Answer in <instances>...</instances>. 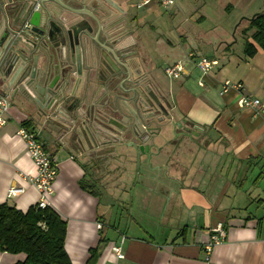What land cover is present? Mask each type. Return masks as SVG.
Instances as JSON below:
<instances>
[{
    "label": "crops",
    "instance_id": "1",
    "mask_svg": "<svg viewBox=\"0 0 264 264\" xmlns=\"http://www.w3.org/2000/svg\"><path fill=\"white\" fill-rule=\"evenodd\" d=\"M47 1L54 13L64 7L68 10L61 13L65 21L74 23L79 17L88 21L92 32L80 51L81 72L71 53L66 55L74 79L67 92L73 110L68 120L55 119L51 110L47 113L54 117L45 118L39 102H31L16 92L10 79L0 76V91L11 103L8 123L0 130V204L22 212L38 204V191L25 179L35 176L36 169L17 134L28 123L25 127L38 134L58 164L49 201L67 224L65 250L72 264H86L89 251L102 239L108 244L97 264H264V186L256 188L264 180V50L259 48L247 57L241 33L247 20L264 13V0H208L213 5L201 0L200 24L191 37L181 27L175 38L157 34L154 39L148 37L145 18L138 19L131 10L137 8V3L131 4L134 0H82L77 11L67 0H60L62 4ZM181 1L172 9H180ZM158 9L150 6L147 11ZM205 22L210 26L200 29ZM9 24L0 13V56L13 42ZM150 28L156 32L155 25ZM12 45L22 46L20 40ZM190 53L219 64L204 76L189 63L180 79L161 76V60L167 61L166 68L185 61ZM172 57L177 60L172 62ZM226 82L240 83L242 89L222 93ZM147 84L171 105V119H164L162 130L155 134L152 123L141 117L140 96ZM241 97L258 99L261 105L241 108ZM176 120L191 123L199 134H213V143L223 144L218 148L221 155H228L221 163L223 172H216L220 153H215L212 142L210 152L176 148L172 128ZM100 121L108 125L105 145L89 143L88 153L81 155L70 130L86 122L92 131V125ZM138 125L140 139L132 133ZM117 126L126 129L124 142L113 141ZM231 162L236 171L241 170V180L223 177ZM259 174L262 177L257 179ZM83 182L95 185L99 197L84 190ZM12 188L22 191L8 197ZM250 199L258 204L262 217L241 211ZM218 224L227 238L208 257L205 245ZM106 230L110 233L105 236ZM120 245L122 259L112 251ZM25 259V254L0 251V264Z\"/></svg>",
    "mask_w": 264,
    "mask_h": 264
},
{
    "label": "water",
    "instance_id": "2",
    "mask_svg": "<svg viewBox=\"0 0 264 264\" xmlns=\"http://www.w3.org/2000/svg\"><path fill=\"white\" fill-rule=\"evenodd\" d=\"M36 1H40L41 4L38 11L33 9V2L30 0H0V13L6 20L9 16L12 24L16 20L14 22L18 23L16 25L23 26L28 21L32 26L26 36L13 37V42H9L3 48L0 56V66L3 69H0V76L10 79V85L17 89L16 92L23 93L31 102H39L41 114L45 118L55 116L54 118L60 121L68 120L72 117L73 110L67 92L74 79L72 67L66 63V55L68 52L71 53L73 63L81 72L79 68L82 59L80 51L84 40L89 39L92 32L91 25L88 21L79 23L65 21L60 11L57 13L50 11L46 5L47 0ZM56 1L62 4L60 0ZM9 28H11L10 24ZM18 40L22 46L16 48L12 43ZM35 93H38V99ZM48 110L52 113L54 111V116L47 113ZM69 125L72 127L74 124ZM178 126L181 127L182 124L178 123ZM124 127L117 128L118 131L116 130V134L112 136L114 142L125 141L126 129ZM138 127L141 129L140 125ZM74 128L72 127L70 134L76 138V149L81 155L85 156L88 153L89 143L95 147L105 145L106 136L109 133L105 122L100 121L93 124L92 131L86 122L78 129L74 130ZM92 132L96 134L97 140ZM133 133L136 138L141 136L137 127ZM147 136L149 137V134ZM140 150L143 151L144 147L140 146Z\"/></svg>",
    "mask_w": 264,
    "mask_h": 264
},
{
    "label": "trees",
    "instance_id": "3",
    "mask_svg": "<svg viewBox=\"0 0 264 264\" xmlns=\"http://www.w3.org/2000/svg\"><path fill=\"white\" fill-rule=\"evenodd\" d=\"M247 24L241 32L245 39L244 52L247 57H253L259 48L264 50V13L254 15ZM200 57L196 54V58ZM261 177L259 174L257 179ZM82 188L96 197L100 195L96 186L88 182H83ZM66 236V222L51 207L34 206L22 212L8 203L0 204V251L25 254L26 259L16 264H72L65 250ZM107 244L108 241L102 239L92 248L86 264H97Z\"/></svg>",
    "mask_w": 264,
    "mask_h": 264
},
{
    "label": "built area",
    "instance_id": "4",
    "mask_svg": "<svg viewBox=\"0 0 264 264\" xmlns=\"http://www.w3.org/2000/svg\"><path fill=\"white\" fill-rule=\"evenodd\" d=\"M39 2V1H38ZM178 0H137V8L145 9L150 6H157L165 11L171 10ZM39 10V4L35 11ZM26 33L31 29L29 23H26L23 27ZM187 63L195 64L199 69L202 76L211 72L215 67L218 66L219 62L214 59L207 58H196L193 53L187 56L185 61H180L174 65L167 66L164 70L165 75L169 79L177 80L180 79L187 72ZM203 81H199L198 85L203 87ZM242 85L240 83L232 84L226 82L223 84L222 93H228L231 90L240 91ZM10 99L8 95L3 94L0 91V130L5 127L8 123L7 114L10 111ZM239 107H259L261 105L258 99H251L249 97H241L238 102ZM18 136L23 140L26 148L28 157L32 160L36 175L33 177H24L28 182L36 188L39 193L38 208L45 209L50 207L49 198L54 193V182L58 176V164L54 156L48 151L46 144L39 139L38 134L31 129L21 127L18 131ZM22 190L12 188L9 191L8 197H12ZM102 229V225H99ZM227 238V232L222 224H218L214 229L211 230L210 241L205 245L207 256L209 257L214 247L221 245ZM124 238H122V242ZM113 253L118 259L124 258L123 250L121 245L114 246L112 249Z\"/></svg>",
    "mask_w": 264,
    "mask_h": 264
},
{
    "label": "rangeland",
    "instance_id": "5",
    "mask_svg": "<svg viewBox=\"0 0 264 264\" xmlns=\"http://www.w3.org/2000/svg\"><path fill=\"white\" fill-rule=\"evenodd\" d=\"M203 1L207 2L208 0H203ZM213 1L215 3H219L222 0H213ZM135 3H137L136 0H134L131 4H135ZM181 3H183L181 8L180 9L177 8L174 10L172 9L171 10L172 12L171 11H165L163 9H158L154 13H148V11H147L148 7L145 9H140V10L137 8H132L131 10L134 12V15H136L138 19L145 18V22L147 23L146 24V26H147L146 30L149 32L148 37L151 39L152 38L154 39L155 36H158L160 34L161 35L164 34L166 37L175 38L176 34H177V30H179L181 27L186 29L187 35L191 37L190 33L192 31H195L196 30L195 27H197L200 24L199 22H197V19H198L197 15L200 16V14L198 12L202 11V9L200 7L201 0H182ZM207 3H210L211 5H213L212 1H208ZM206 7H208V5H206ZM174 11H176V12L174 13ZM158 12H159V15L157 14ZM221 19L223 20V16H221ZM208 21L210 22L211 19L208 18ZM208 24L210 26V23L205 22L203 25H200L199 27L201 29L202 26L205 27ZM151 25H155L157 27L156 32L150 28ZM207 28H210V27H207ZM207 28H205L204 30H207ZM162 38H164V40H165V37H162ZM165 52H166V50H165ZM167 55L169 57L171 54H167ZM172 60H173L172 62H174L177 59L172 57ZM161 62H162V65H159L158 69L160 70L161 76L164 78L165 77V75H164L165 67L164 66H165V62H167V61L161 60ZM163 102H164L163 107L167 111V114H168V117L166 120L169 121L171 119V116H170L171 114H169V112H171V105H170L168 100H165ZM151 110L153 111L154 109L152 108ZM156 110L157 109H155V111ZM152 113L153 114L151 115V121L154 119V117L158 118L159 115H161V114H156V112H152ZM178 123H181L182 126L179 127ZM154 125H152V128L155 127ZM161 128H163V127L161 126ZM172 128H173L174 132L176 133V138L173 142V144L176 145V148H178L179 146L183 147V148H190V150H192V152L201 148V149H209V152H210V151H213V147H216L215 153L216 154L220 153V155L216 156L215 166H216V168H218V171H216V172H219V171L223 172V168H221V163H223L224 161L226 162L228 155L225 152H223V155H221L222 151L220 149L223 148V144L221 143V145H220L217 141H215V139H214V141H215V144H214L213 143V136H212L213 134H211V135L209 134L208 137L205 136L206 134H199L198 131L196 129L194 130V128L188 122H182V121L179 122L178 120L174 121V123L172 124ZM168 131L169 130H165L164 132L167 134V133H169ZM211 142H212V144H214V145H212L213 147L211 146ZM219 147H220V149L218 152ZM104 162L105 161L103 160L101 163L103 165H105ZM226 169L227 168H224L225 176H223V177H225L226 180L230 179V181H232L235 178L238 181L240 179V176L242 174L240 172L241 170L236 171L234 169L233 162H231L230 167L228 168V171H226ZM263 186H264V180L262 179V180H260L259 185L256 188L263 189ZM257 206H258V204L251 202V199H250L249 202H247L245 207H244V208L247 207V209H242L241 211H247L248 210L247 214L251 213L257 217H262V214H261L262 211H259L257 209ZM108 227H107V229H108ZM108 233H110V231L106 230L104 235L106 236Z\"/></svg>",
    "mask_w": 264,
    "mask_h": 264
},
{
    "label": "flooded vegetation",
    "instance_id": "6",
    "mask_svg": "<svg viewBox=\"0 0 264 264\" xmlns=\"http://www.w3.org/2000/svg\"><path fill=\"white\" fill-rule=\"evenodd\" d=\"M30 1L33 2V9H36L38 4H39V9H40V6H41L40 1L39 2L36 1V0H30ZM67 1H68L67 3L69 5H72V8H74V10H76V11L78 10V6H80V4L82 2V0H67ZM13 4H15L14 1H13ZM7 5H9V4H7ZM63 10H67V9H63ZM63 10H60V12L62 13ZM62 17L64 18V16H62ZM8 21H10V25H11V28L9 29V34L12 37L18 38V37L26 36L27 33H26V31L23 30L24 29L23 27H24V25L26 23L30 24V22L27 21L23 26H20V25H16V24H18L17 22L14 23L16 21L15 20L13 22V24H12V20H11V18L9 16H8ZM81 21H84V20H81L80 17H79V19L75 23H79ZM141 92L143 93L142 94V98L140 96V100H141L140 110L142 112L141 113V117H142L143 120H147V121L149 120V123H153L152 125L155 124L154 126L156 128L155 127H153V128L151 127V128H152V131L154 133H157V132L162 130V128H161V125L163 123L162 121L164 119H167V117H168L167 111L165 109H164L165 111L163 110V108H164L163 107L164 106V102L163 101H165L164 100L165 98L161 94L160 91L152 90L148 84L147 85H143V89H142ZM152 108L154 109L153 111L151 110ZM155 109H157V110L155 111ZM151 111L152 112H156V114H161L162 116L159 115L158 118L154 117V119L151 121V115L153 114ZM169 114H170V112H169ZM144 126H145V124H144ZM136 127H138V126H136ZM136 127L134 128V130L136 129ZM149 127H148V129H150ZM145 129H147V126H145Z\"/></svg>",
    "mask_w": 264,
    "mask_h": 264
}]
</instances>
